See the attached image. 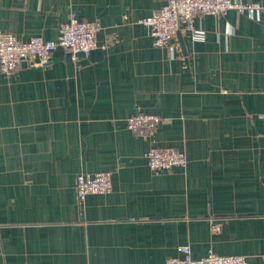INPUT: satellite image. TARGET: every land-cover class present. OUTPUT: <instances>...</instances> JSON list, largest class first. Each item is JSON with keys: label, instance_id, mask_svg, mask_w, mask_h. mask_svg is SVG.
I'll list each match as a JSON object with an SVG mask.
<instances>
[{"label": "crops", "instance_id": "obj_1", "mask_svg": "<svg viewBox=\"0 0 264 264\" xmlns=\"http://www.w3.org/2000/svg\"><path fill=\"white\" fill-rule=\"evenodd\" d=\"M234 1L261 8L162 47L140 20L168 0H0L22 41L101 26L88 58L0 70V264H165L182 245L264 264V0ZM139 112L161 117L149 137L128 128ZM152 146L187 165L154 172ZM99 171L112 190L79 201L77 175Z\"/></svg>", "mask_w": 264, "mask_h": 264}, {"label": "built area", "instance_id": "obj_2", "mask_svg": "<svg viewBox=\"0 0 264 264\" xmlns=\"http://www.w3.org/2000/svg\"><path fill=\"white\" fill-rule=\"evenodd\" d=\"M258 3H242L234 0H168L167 4L140 23L150 29L157 45L171 46L180 32L191 33L194 39H203L205 31L194 26V19L202 15H221L228 10L241 13L260 9ZM101 30L98 22L71 18L60 25L56 40H46L34 36L28 41L20 40L11 32L0 30V70L12 74L25 61L32 64H45L54 51L63 47L71 52L74 61L88 58L99 47L97 35ZM161 117L156 114L137 113L127 120L128 128L143 137L156 131ZM149 166L154 172L171 170L176 166L185 167L186 154L172 146H152L146 153ZM112 174L109 171L80 173L76 177V192L79 201L88 194H104L112 190ZM182 257L172 256L165 264H250L243 255H219L209 251L203 258L195 259L188 245L180 246Z\"/></svg>", "mask_w": 264, "mask_h": 264}]
</instances>
